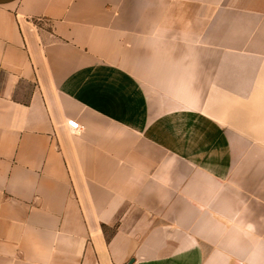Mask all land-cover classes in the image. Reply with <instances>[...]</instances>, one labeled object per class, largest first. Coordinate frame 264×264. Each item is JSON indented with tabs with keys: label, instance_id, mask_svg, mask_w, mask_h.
Listing matches in <instances>:
<instances>
[{
	"label": "crops",
	"instance_id": "1",
	"mask_svg": "<svg viewBox=\"0 0 264 264\" xmlns=\"http://www.w3.org/2000/svg\"><path fill=\"white\" fill-rule=\"evenodd\" d=\"M250 132L264 0H0V264H264Z\"/></svg>",
	"mask_w": 264,
	"mask_h": 264
},
{
	"label": "rangeland",
	"instance_id": "2",
	"mask_svg": "<svg viewBox=\"0 0 264 264\" xmlns=\"http://www.w3.org/2000/svg\"><path fill=\"white\" fill-rule=\"evenodd\" d=\"M251 136L256 139L257 143L264 144V132H250Z\"/></svg>",
	"mask_w": 264,
	"mask_h": 264
},
{
	"label": "built area",
	"instance_id": "3",
	"mask_svg": "<svg viewBox=\"0 0 264 264\" xmlns=\"http://www.w3.org/2000/svg\"><path fill=\"white\" fill-rule=\"evenodd\" d=\"M70 125H71V128L74 130H77V128L79 127V126H77V124H73V122H71Z\"/></svg>",
	"mask_w": 264,
	"mask_h": 264
}]
</instances>
